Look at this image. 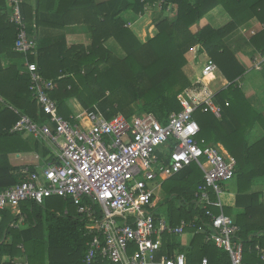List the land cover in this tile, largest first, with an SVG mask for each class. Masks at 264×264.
Instances as JSON below:
<instances>
[{
	"label": "trees",
	"instance_id": "trees-1",
	"mask_svg": "<svg viewBox=\"0 0 264 264\" xmlns=\"http://www.w3.org/2000/svg\"><path fill=\"white\" fill-rule=\"evenodd\" d=\"M8 1L0 0V97L5 102V105L0 103V189L28 181L29 176L22 173L23 169L33 173L56 159L43 141L34 138L30 145L21 138L23 134L7 132L18 120L7 106L39 124L46 118L29 91V76L23 71L27 63H35L41 76L52 81L54 87L48 95L56 102L59 115L71 123H74V113L69 103L76 100L83 111L97 106L107 119L117 114L127 119L151 114L164 124L170 114L181 111L177 97L192 87L183 72L186 53L200 46L199 54L214 61L229 85L214 96L221 108L219 119L212 113L199 110L194 113L193 118L200 127L198 138L206 145H222L236 160L235 209L210 207L209 210L214 215L221 211L235 221L238 231L234 239L242 242L244 263L264 264L255 251L258 246L264 252L263 194L249 193L253 185H264V136L250 143V134L256 126L264 134V117L250 106L244 92L236 86V80L244 75L245 69L225 43L243 17L264 22V0H107L102 3L35 0L33 6L22 1L21 15L28 35L35 41H38L36 32L46 29L64 31L76 27L90 36L86 46H68L64 36L44 47L36 44L34 55L14 51L17 28L9 21ZM159 2L162 12L169 5L175 6V19H158L156 36L141 43L121 17L128 12L143 16L147 6ZM218 6L229 16L230 22L219 29L208 25L198 28L203 17ZM193 27L198 28L194 33ZM109 40L117 43L123 57L114 55L105 46ZM250 43L264 56V30L251 38ZM3 58L10 66H2ZM127 106L133 107L136 114L125 116ZM27 154H34L33 159H15L17 155ZM168 182L171 183L170 193L182 201L178 208L168 209V222L175 226L181 220L189 222L198 217L208 232L209 220L204 210L193 202L195 191L203 183L201 170L191 164L163 184ZM211 198L215 200V196ZM18 208L16 216L7 210L0 212V264L15 261H21L20 264H84L91 235L87 232V222L70 201L51 197L40 205L21 202ZM186 232H193L186 254L187 264H198L203 258L210 264H230L228 253L212 243H205L204 234H195L194 230ZM164 239L163 248L168 254L177 250L183 252L173 238ZM3 258L7 261L3 262ZM93 264L111 263L98 259Z\"/></svg>",
	"mask_w": 264,
	"mask_h": 264
},
{
	"label": "built area",
	"instance_id": "built-area-1",
	"mask_svg": "<svg viewBox=\"0 0 264 264\" xmlns=\"http://www.w3.org/2000/svg\"><path fill=\"white\" fill-rule=\"evenodd\" d=\"M21 3L22 0L8 1L9 21L17 28L14 51L34 55L36 41L27 33ZM196 47L200 50L199 46L192 49L191 60L200 66L203 78L217 67L206 56L201 62ZM24 73L29 76V91L47 123H36L7 106L18 116L7 132L43 141L55 152L56 159L37 172L23 170L28 181L0 189V212L18 208L25 201L38 205L51 197L70 201L87 222L91 235L84 264L98 259L111 264H187L185 253L168 254L163 248L164 237L179 238L186 230L204 234L205 243L228 253L230 264H246L242 242L234 239L238 227L233 218L221 211L214 215L209 210L222 209L219 197L236 170L234 157L198 138L200 127L194 113L199 110L217 118L221 115L211 95L185 90L177 97L181 111L170 114L164 124L151 114L131 119L117 114L107 119L97 106L77 113L71 123L59 115L56 102L48 95L54 85L41 76L37 65L27 63ZM0 103L5 104L1 97ZM191 164L203 173V183L195 191L193 202L204 210L208 232L198 217L189 222L181 220L174 226L167 217L155 216L151 210L155 188ZM255 251L264 262V252L258 246ZM198 264L210 263L203 258Z\"/></svg>",
	"mask_w": 264,
	"mask_h": 264
},
{
	"label": "crops",
	"instance_id": "crops-1",
	"mask_svg": "<svg viewBox=\"0 0 264 264\" xmlns=\"http://www.w3.org/2000/svg\"><path fill=\"white\" fill-rule=\"evenodd\" d=\"M23 1L31 4L32 6L35 3V0H23ZM104 1L107 0H96L97 3H102ZM160 4L161 3L159 2L153 4L152 6H147L145 8V13L143 16H137L134 15L133 13L128 12L123 14L121 17L122 20L125 22L126 26L135 34V36L141 43H145L148 39H151L156 36L157 30L155 28V22L158 21V19L163 18L169 21H173L175 19V6L169 5L167 9L164 12H162ZM228 22H230L229 16L224 12V10L220 6H218L213 10H211L210 12H208L203 17L198 28H202L208 25L213 29H219L224 25H226ZM263 24L264 22L261 23L254 17L245 16L241 19V23L238 29L226 38L225 43L229 48V50L234 54L235 58L240 63V65L245 69L244 75L236 80V86L241 91L244 92L250 106L253 107L259 113H261L264 117V56H262L258 51H256L255 48L250 43L251 38H254L256 35L260 34L263 31L262 28ZM198 28L193 27L191 31L194 33L198 30ZM36 33L38 35V41H36V44L40 47H44L49 44H52L58 41L59 39H61L62 36H64V39L68 46L77 45V44L86 46L90 42V36L86 32H84V30L76 27H68L64 31L48 30V29L39 30ZM105 46L109 48V46L111 45L107 41ZM197 48L198 47H196L195 50L200 51L199 48L198 49ZM109 49L115 52L114 51L115 48H109ZM115 54L120 58L124 56V53L120 48L118 52H115ZM186 55H187L186 56L187 64L183 68V72L187 77V79L192 84V87L189 90L195 94L200 93L201 95H207V94L211 95L215 102V97H214L215 94H217L221 90H225L229 85L228 82L224 79V77L221 75L218 69L212 71L206 77L201 78L199 72L200 66L194 65V62H192L191 60L193 55L192 50L188 51ZM200 56H202V54ZM1 63L3 67H8L11 64L7 59L4 58L1 60ZM20 72L22 73V71ZM69 107L74 113L73 120L75 122L76 114L81 112L82 109L76 100L70 101ZM43 123H47L46 118H44L42 124ZM263 136L264 134L260 129V127L256 126L255 129L250 134V143H255L259 141L261 138H263ZM21 138L23 140H26L30 145H32L33 141H35L34 138L28 135H21ZM213 147H220L227 153V151L220 144H217L216 146ZM16 157L17 158L15 159L23 160L25 158V160H32L34 154H27L21 156L17 155ZM46 166L47 165L38 168L37 171L41 170ZM225 189L226 190H224V193L219 197L221 206L222 208L235 209L236 193L231 194L229 193L228 188ZM258 192L263 194V201H264V185L262 184L253 185L249 193H258ZM154 204H155V200H154ZM6 210L9 211L13 216L19 214V208L11 207ZM186 233H189L192 238L193 232H185V234ZM179 247L183 250L182 253L187 254L189 243L186 248L182 247L181 245H179ZM5 261H7V258H3V262ZM20 263L21 261L19 262L15 261L14 264H20ZM23 263L24 262H22V264Z\"/></svg>",
	"mask_w": 264,
	"mask_h": 264
},
{
	"label": "rangeland",
	"instance_id": "rangeland-1",
	"mask_svg": "<svg viewBox=\"0 0 264 264\" xmlns=\"http://www.w3.org/2000/svg\"><path fill=\"white\" fill-rule=\"evenodd\" d=\"M23 1V0H22ZM111 46L109 48H115L114 51H119V46L114 40L108 41ZM114 55L115 52L111 50ZM117 56V55H116ZM187 56V55H186ZM205 56H201V62L204 60ZM195 65V63H194ZM200 68V67H199ZM125 116H133L136 114L135 110L131 106H127L125 108V111L123 112ZM171 185L170 182L161 184L157 186L154 190V200L155 205L153 206V214L158 217L166 218L167 211L169 208H178L181 204V198L178 196H174V194L170 193L169 186ZM234 180H232L230 183L226 184L224 187L228 188L229 193L235 194V186H234ZM191 238V235L189 233H186L182 237L179 238H173L175 243L181 245L182 247L186 248L189 240Z\"/></svg>",
	"mask_w": 264,
	"mask_h": 264
}]
</instances>
